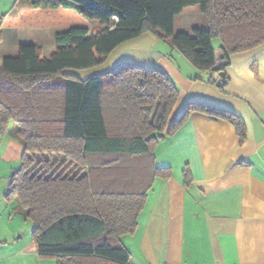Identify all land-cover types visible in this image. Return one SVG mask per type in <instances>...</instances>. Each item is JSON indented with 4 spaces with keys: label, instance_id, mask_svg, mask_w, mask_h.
<instances>
[{
    "label": "trees",
    "instance_id": "obj_1",
    "mask_svg": "<svg viewBox=\"0 0 264 264\" xmlns=\"http://www.w3.org/2000/svg\"><path fill=\"white\" fill-rule=\"evenodd\" d=\"M16 2L75 10L93 28L55 32L47 56L36 45L20 44L3 58L0 131L13 124L23 148L4 199L31 221L38 257L56 264H130L122 237L135 233L154 181L171 178L170 168L155 166L158 143L196 110L229 121L241 141L244 126L228 112L195 104L170 120L179 92L157 67L126 64L86 80L64 72L101 66L119 46L150 33L197 71L223 73L215 67L212 41L219 40L223 61L264 45V0ZM192 10L205 15L207 29L175 34L174 18ZM190 180L185 169L184 185Z\"/></svg>",
    "mask_w": 264,
    "mask_h": 264
},
{
    "label": "crops",
    "instance_id": "obj_2",
    "mask_svg": "<svg viewBox=\"0 0 264 264\" xmlns=\"http://www.w3.org/2000/svg\"><path fill=\"white\" fill-rule=\"evenodd\" d=\"M18 6L16 0H0V69L3 58L15 55V46L24 43V37H13L20 35V27L28 35L38 30L54 36L58 31L47 23L27 26L25 16L16 24ZM7 34L16 40L5 47ZM33 45L42 54L49 50L43 42ZM212 47L215 67L225 75L220 87L218 72L197 71L150 33L119 46L91 76L64 72L86 80L126 64L157 67L179 92L170 120L195 104L228 112L244 126L241 141L229 121L196 110L175 134L158 143L155 166L170 168L171 178L154 181L135 233L122 237L130 264L264 263V45L224 61L219 40L212 41ZM185 169L191 178L187 186Z\"/></svg>",
    "mask_w": 264,
    "mask_h": 264
},
{
    "label": "rangeland",
    "instance_id": "obj_3",
    "mask_svg": "<svg viewBox=\"0 0 264 264\" xmlns=\"http://www.w3.org/2000/svg\"><path fill=\"white\" fill-rule=\"evenodd\" d=\"M20 5L16 10V24L19 23L21 17L25 16L27 19L23 18V20L28 22L27 26L32 24L34 28L37 24L45 23L49 26L57 27L58 31L68 30L73 27L93 28V25L84 22L85 20L75 10H36L27 4ZM20 10L23 11L21 15L18 14ZM28 14L30 15L27 16ZM24 28L20 27V35H13V37H24L21 41V43L24 42L22 44H37L40 46L43 42V44L48 45L49 50L52 49L54 46L52 33L41 34L37 30L28 35L29 32H26ZM173 28L175 34H191L193 29L206 30V17L199 11L183 13L174 18ZM6 36H9V38L4 45L8 47L16 39L10 38L8 34ZM50 39L52 42L49 41ZM49 50H43V56H47ZM97 67L80 71L70 70L69 72L79 78H86L91 76L92 70ZM17 147L20 150H17ZM21 155L22 146L15 137V126L10 124L4 133L0 131V264H56V260L53 258H40L37 256L31 240L33 227L31 221L25 217V212L15 202L8 203L4 199L8 178L19 168ZM38 161L39 158H36L35 163ZM54 162L55 158H52L51 163ZM59 164L60 162H57L56 167ZM63 169L61 167L57 173H61ZM71 171L72 169L68 168L66 173Z\"/></svg>",
    "mask_w": 264,
    "mask_h": 264
},
{
    "label": "water",
    "instance_id": "obj_4",
    "mask_svg": "<svg viewBox=\"0 0 264 264\" xmlns=\"http://www.w3.org/2000/svg\"><path fill=\"white\" fill-rule=\"evenodd\" d=\"M218 77H219V79L217 80L216 85L220 87V86L222 85V84H221V81H222V79L225 77V75H224V73H220V74L218 75Z\"/></svg>",
    "mask_w": 264,
    "mask_h": 264
},
{
    "label": "built area",
    "instance_id": "obj_5",
    "mask_svg": "<svg viewBox=\"0 0 264 264\" xmlns=\"http://www.w3.org/2000/svg\"><path fill=\"white\" fill-rule=\"evenodd\" d=\"M264 264V263H263Z\"/></svg>",
    "mask_w": 264,
    "mask_h": 264
}]
</instances>
